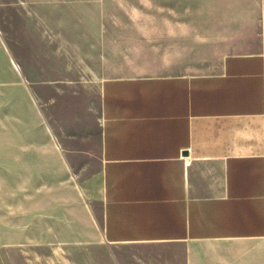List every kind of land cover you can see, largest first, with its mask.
<instances>
[{
  "label": "rangeland",
  "instance_id": "rangeland-1",
  "mask_svg": "<svg viewBox=\"0 0 264 264\" xmlns=\"http://www.w3.org/2000/svg\"><path fill=\"white\" fill-rule=\"evenodd\" d=\"M259 5L0 0V264H106L87 217L103 79L215 71L256 43Z\"/></svg>",
  "mask_w": 264,
  "mask_h": 264
},
{
  "label": "crops",
  "instance_id": "crops-1",
  "mask_svg": "<svg viewBox=\"0 0 264 264\" xmlns=\"http://www.w3.org/2000/svg\"><path fill=\"white\" fill-rule=\"evenodd\" d=\"M259 6L256 43L215 71L103 79L87 217L106 264H264Z\"/></svg>",
  "mask_w": 264,
  "mask_h": 264
}]
</instances>
